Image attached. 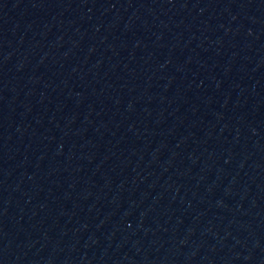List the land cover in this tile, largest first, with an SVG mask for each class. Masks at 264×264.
<instances>
[{"label": "water", "instance_id": "1", "mask_svg": "<svg viewBox=\"0 0 264 264\" xmlns=\"http://www.w3.org/2000/svg\"><path fill=\"white\" fill-rule=\"evenodd\" d=\"M0 264H264V0H0Z\"/></svg>", "mask_w": 264, "mask_h": 264}]
</instances>
